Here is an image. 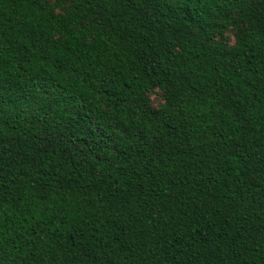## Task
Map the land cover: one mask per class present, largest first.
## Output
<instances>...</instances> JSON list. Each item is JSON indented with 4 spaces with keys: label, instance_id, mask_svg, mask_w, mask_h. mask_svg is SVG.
I'll return each instance as SVG.
<instances>
[{
    "label": "trees",
    "instance_id": "1",
    "mask_svg": "<svg viewBox=\"0 0 264 264\" xmlns=\"http://www.w3.org/2000/svg\"><path fill=\"white\" fill-rule=\"evenodd\" d=\"M0 264H264V0H0Z\"/></svg>",
    "mask_w": 264,
    "mask_h": 264
}]
</instances>
